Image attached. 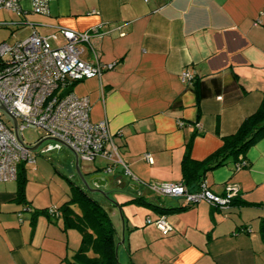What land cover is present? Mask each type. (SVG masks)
I'll list each match as a JSON object with an SVG mask.
<instances>
[{"label": "crops", "instance_id": "crops-1", "mask_svg": "<svg viewBox=\"0 0 264 264\" xmlns=\"http://www.w3.org/2000/svg\"><path fill=\"white\" fill-rule=\"evenodd\" d=\"M17 1L20 15L0 10V27L9 33L4 39L13 45L57 29L84 33L98 27L103 34L100 61L111 69L99 80L73 84L71 92L88 98L92 122L108 123L134 178L121 167L110 178L121 177L114 183L125 187L129 179L134 192L108 206L117 213L120 237L124 233L118 243L123 263L264 264V138L245 153L246 168L236 171L229 163L205 176L212 194L234 186L238 202L249 206L221 210L200 202L186 208L180 198L153 199L147 189L151 183L179 184L187 143L192 160L203 161L260 106L264 0H48L45 14L33 11L35 0ZM83 59L92 63L88 52ZM183 72L193 81L183 82ZM24 196L27 204L19 203L15 181L0 183V264H67L76 231H64L60 219L32 220L36 208L27 185ZM140 198L141 204L128 203ZM160 216L171 228L167 235L146 224Z\"/></svg>", "mask_w": 264, "mask_h": 264}, {"label": "built area", "instance_id": "built-area-1", "mask_svg": "<svg viewBox=\"0 0 264 264\" xmlns=\"http://www.w3.org/2000/svg\"><path fill=\"white\" fill-rule=\"evenodd\" d=\"M47 1L35 0L33 11L45 14ZM0 10L17 15L21 12L17 0H0ZM102 36L98 27L84 33L57 29L50 37L33 33L13 46L0 44V105L16 119L19 133L26 128L40 130L43 138L67 146L79 162L100 159L107 163L103 169L105 173L121 167L124 175L131 177L120 158L108 123L91 121L88 98L64 93L72 83L99 80L105 68L111 69V65L100 61ZM54 42L57 43L55 46ZM86 52L91 55L92 63L83 59ZM181 78L187 82L192 75L183 72ZM3 116L0 111V183L15 181L20 164L33 165L35 162L32 152L27 149L30 146L18 143L11 125L7 128L2 122ZM145 159L149 161V156ZM147 189L159 197L180 198L186 205L206 202L221 210L229 208L239 193L236 187L228 186L223 196H216L206 189L205 183L195 193L182 184L151 183ZM146 224H153L162 235L171 231L163 216L155 221L148 219Z\"/></svg>", "mask_w": 264, "mask_h": 264}, {"label": "trees", "instance_id": "trees-1", "mask_svg": "<svg viewBox=\"0 0 264 264\" xmlns=\"http://www.w3.org/2000/svg\"><path fill=\"white\" fill-rule=\"evenodd\" d=\"M192 81L193 76L187 82L190 83ZM73 84L75 83H72L64 93H71ZM263 138L264 96L256 112L246 118L235 133L221 138L222 145L220 148L203 161L192 160L190 157L191 144L190 142L187 143L180 164L181 182L179 184H182L189 192L195 193L201 190L204 183L206 184L205 176L208 172L229 163L234 164L236 171L246 168L245 153ZM24 165L20 164L18 166L15 182L17 183L18 202L27 204L24 196V188L27 182ZM206 189L208 190L207 186ZM128 203L141 204L142 199H133ZM145 204L148 205L147 203ZM235 204L249 206L248 203H239L238 199L234 198L229 208L225 210H229ZM194 205L196 204L187 205L186 208ZM74 207L79 210V214L73 209ZM154 209L157 210L158 208L154 207ZM41 215L50 219V221L51 217L52 220L60 219L64 231L76 230L81 235L80 246L74 252L72 258L66 261L67 264H119L115 247L121 240L120 231L110 216L104 211L103 206L92 199L82 186L71 185L70 197L67 202L60 205L56 210L53 208L35 210L32 212L31 219L35 220Z\"/></svg>", "mask_w": 264, "mask_h": 264}, {"label": "rangeland", "instance_id": "rangeland-1", "mask_svg": "<svg viewBox=\"0 0 264 264\" xmlns=\"http://www.w3.org/2000/svg\"><path fill=\"white\" fill-rule=\"evenodd\" d=\"M7 31L8 30L0 27V43L4 41L7 45L13 46L14 41H9L8 38L4 39L6 34L8 33ZM52 44L56 45L57 43L54 42ZM1 120L7 128H10V123L5 116H3ZM19 135L23 143L27 146H33L38 142V140L43 138V133L40 130L28 128L21 130ZM32 154L35 158V164L27 165L25 174V179L27 181L26 185L28 190V198L33 201L35 206L34 208H36V210H41L43 208H53L56 210L58 208L57 205L60 206L69 200L71 185L83 187L76 171L74 156L67 148L58 146L56 143L48 141L43 142L37 150L32 152ZM106 165L107 163L105 161L96 159L93 162L88 163L79 162L78 168L81 175H83L85 178H88L90 176L88 175L89 172L96 169H104ZM103 176L110 179L113 175L112 173H107ZM111 181L112 183L107 191L106 197L90 193L89 195L92 197V199L103 206L104 211L110 216L114 223L117 213L116 215L110 214L111 212L109 211L108 206L110 204L115 205L116 200H119V198L127 199L129 198V196H133L134 192L131 190L129 179H126L127 185L122 189H118V184H115L113 180ZM150 197L153 199H164L162 197H157V195H154L152 193H150ZM125 205L126 204H124V206ZM132 206L134 207V209H147L144 206ZM73 209L79 214V210L77 208L74 207ZM121 209L123 210V206H121ZM75 233L77 234L79 239L78 243L74 247V251L79 248L81 240V235L79 234V232L76 231ZM123 260V254L121 252L117 253L118 263L124 264Z\"/></svg>", "mask_w": 264, "mask_h": 264}, {"label": "water", "instance_id": "water-1", "mask_svg": "<svg viewBox=\"0 0 264 264\" xmlns=\"http://www.w3.org/2000/svg\"><path fill=\"white\" fill-rule=\"evenodd\" d=\"M0 111L1 113L7 118V120L9 121L11 127H12V130H13V134L16 138V140L18 141V143L20 145H23V142L20 138V135H19V130H18V125H17V121L14 117H12L8 112L7 110L0 105ZM53 142V143H56L58 146H63L65 148H67L74 156V163H75V167H76V171H77V174L81 180V183L83 185V188L90 194H98L100 196H103V197H106L107 196V191L111 185V180L108 178V177H103L101 174H93V175H90L88 178H85L83 175H81L80 171H79V168H78V164H79V159L77 157V155L71 151L67 146H65L64 144L54 140V139H50V138H42L40 140H38V142L36 144H34L33 146H30L28 147L27 149L30 151V152H34L35 150H37L41 144L43 142ZM121 180V177H118L117 179H114V182H120ZM125 187V183H121V186L117 185V188L118 189H122ZM122 230H123V226H122ZM124 242V233L122 231V235H121V244ZM119 243V244H120ZM119 244L116 245L115 247V253H116V258H117V249H118V246Z\"/></svg>", "mask_w": 264, "mask_h": 264}, {"label": "flooded vegetation", "instance_id": "flooded-vegetation-1", "mask_svg": "<svg viewBox=\"0 0 264 264\" xmlns=\"http://www.w3.org/2000/svg\"><path fill=\"white\" fill-rule=\"evenodd\" d=\"M103 171H104V170H103ZM104 174H107V173L104 172Z\"/></svg>", "mask_w": 264, "mask_h": 264}]
</instances>
